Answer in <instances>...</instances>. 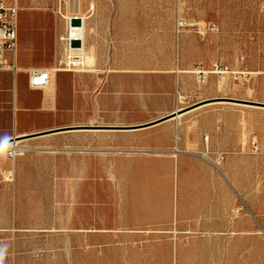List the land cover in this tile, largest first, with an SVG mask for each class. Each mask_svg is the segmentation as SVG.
<instances>
[{
  "label": "rangeland",
  "instance_id": "obj_1",
  "mask_svg": "<svg viewBox=\"0 0 264 264\" xmlns=\"http://www.w3.org/2000/svg\"><path fill=\"white\" fill-rule=\"evenodd\" d=\"M68 2L62 7L64 13ZM58 3L43 0L34 11L52 20L61 17ZM79 9L81 15H93L86 20L85 42L95 63L86 70L68 66L67 45L60 40L63 50L56 66L64 69L55 70L61 90L53 110L36 111V104H30L32 110L27 111L51 113L38 122L37 131L91 124L136 127L202 101L205 92L215 91L222 97L243 95L261 103L243 105L264 113V0H80ZM178 17L189 23L180 33ZM51 24L50 49L56 31ZM213 24L217 30H210ZM50 58L55 61V55L19 52L20 61L32 65ZM100 62L106 68H100ZM216 63L229 72L210 74L207 82H199L195 67L211 68ZM230 71H247L248 75L232 80ZM25 78L22 70L19 87L32 98L36 94L26 91ZM2 80L0 72V86ZM76 80L80 96L74 100ZM0 113H11L10 107ZM214 121L221 132L215 141L230 145L232 118ZM255 122L256 131L264 134V116ZM180 123L190 126L187 142L194 147L200 142L193 152L207 160L220 151L207 148L201 124L191 118H181ZM172 126V120L166 121L157 134L69 130L23 140L21 152L10 149L9 154L0 155V264H174L176 247L169 243L172 231L148 223L138 228L119 214L131 210L132 204L125 200V177L117 173L120 164L124 171L150 168L157 150L141 152L145 150L141 146L153 137L168 142ZM223 151L227 157L233 153ZM234 152L236 157H226L223 168L228 171L230 188L240 193L241 229L234 245L218 248L223 249L226 264H232V255L237 253L240 264H264V144L257 150L245 146ZM180 166L176 165L172 190L175 207L182 190ZM149 178L139 186L140 192L151 193ZM188 249L192 261L182 257V264L208 260V247Z\"/></svg>",
  "mask_w": 264,
  "mask_h": 264
},
{
  "label": "crops",
  "instance_id": "obj_2",
  "mask_svg": "<svg viewBox=\"0 0 264 264\" xmlns=\"http://www.w3.org/2000/svg\"><path fill=\"white\" fill-rule=\"evenodd\" d=\"M42 1L43 0H19L18 50L16 55V66L18 70L17 72L0 71L3 76L2 85L0 86V109L10 107L11 110V113H0V144L15 135H29L54 129L50 128L37 131L38 122L42 123L44 115L51 113H27V111L32 110L30 104H36L34 108L36 111L47 112L53 110V106L61 90L60 78L59 76L57 77L58 71L55 70L64 69L56 66V58L60 57L63 50L60 36L64 32L66 33L67 26L69 28L70 25H66V21L63 17L56 16L51 20L45 16L42 18L40 14H37L34 11V6L41 5ZM79 1L80 0H69L67 13L64 14L68 17H73V15L83 17L84 26L82 25V32L85 38L86 20L87 18L90 19L93 15L86 17L85 15L79 14ZM65 4L66 0H59L58 5L62 11V7L65 6ZM51 22H53L54 26L53 31L56 30L54 31L56 38L54 36L52 49H50L48 44L49 41H47L48 32L52 26ZM86 44L85 42V47L87 49ZM20 51H22V53L39 51L40 53L43 52L48 54V56L49 54L50 56L55 55V61H52L50 58L49 61L51 60V62L48 61L39 65L29 64L30 61H26L25 59L21 62L19 59ZM88 53L91 55L90 51H88ZM65 57H67V52ZM65 63L67 64L66 60ZM94 63L93 57V59L81 69L86 70L87 68H92ZM99 66L100 68H106V63L103 64L100 62ZM34 68L49 69L52 71V81L49 88L36 90L30 87L29 70ZM22 70L27 74V78L23 81L24 88L27 92L36 94V96L32 98L26 96L24 91L22 92L19 87L18 76ZM230 78L234 80L231 75ZM107 81L109 82V80ZM108 84L109 83H106V87ZM75 87L74 100L78 98L77 96H80V93H77V80ZM218 94V91L205 92L203 96L205 99L222 97ZM241 96L243 95L231 98L247 100ZM222 103L224 102L214 101L205 103L195 109L193 108L192 113H187L179 118H184V120L191 118L195 123L201 124L202 130L209 137L208 141H206L207 148L211 146V148L220 149V151H232L233 153L228 155L227 160L231 157H236L234 151L241 150L245 148V146L249 147V137L251 133H256L258 135L259 144L262 146L264 144V134L256 131L255 119L258 116H264V113L252 109L249 105L236 102H230V105H222ZM220 109H222V113H219ZM214 110L217 111V113H213ZM229 117L232 118L231 144H219L215 140L221 132L219 133L214 120L219 118L224 120L225 118L229 119ZM179 118H172V125L174 123L175 126H172L168 142L162 138L153 137L141 146L145 149L141 152H147V149L157 150V153H155L154 157L151 159L152 165L150 168L134 167L124 171L122 165H119L120 167L117 169L118 176L125 177L123 180L127 182L126 186L128 187L125 200L127 203L132 204L131 210L128 212L122 211L119 212V214L122 218L127 219V221L129 220L128 223L135 224L138 228H142L148 223L152 224L155 229L172 231V235L169 236V243L176 247L174 248V264H182L183 258L185 262L192 261L189 259L192 250L188 249V247L192 245L208 247V260L201 264H226L223 249L218 247L231 244L234 245L239 240L241 229L240 193L237 192L235 188H230L228 184L230 183V178L227 177L228 171H224L223 168V164L227 160L220 166L219 170L207 160L203 159L200 152H193L192 150L198 148L200 142L198 146L194 147L193 143L186 141V135L190 132V126L187 123H180ZM165 122L166 121L142 128L127 130H138L139 132L144 131L157 134L161 133V126ZM40 126L43 125L41 124ZM85 131H91V129H86ZM58 133L61 132L46 135ZM210 136H212L211 142H209ZM37 137L41 136L26 138L24 140ZM45 150L57 151V149L50 148ZM179 164L181 166L178 172V182L182 183V190L179 197L180 202L178 201V207H175L172 190L175 181V168L176 165L179 167ZM147 177H150L149 179L151 181L149 185L152 191L149 194H145L139 190V186L143 184L144 179H147ZM226 177L228 183L226 182ZM233 186L235 187L234 183ZM187 230L200 231L202 234L200 237H190L183 233ZM175 231L178 232L173 234ZM230 231H232L233 237H230ZM235 234L236 236H234ZM220 250H222V253H220ZM232 264H240L239 253H237L236 256L232 255Z\"/></svg>",
  "mask_w": 264,
  "mask_h": 264
},
{
  "label": "built area",
  "instance_id": "obj_3",
  "mask_svg": "<svg viewBox=\"0 0 264 264\" xmlns=\"http://www.w3.org/2000/svg\"><path fill=\"white\" fill-rule=\"evenodd\" d=\"M19 11L20 5L19 0H0V71H13L17 72L16 66V55L18 50V29H19ZM58 13L63 17L67 24L70 25V29L65 34L60 36V40L64 41L65 44L71 47V41L73 39L71 35V21L73 17L81 18L82 23L84 22L83 17L74 15L68 17L64 14L62 9L59 7ZM189 23L182 17H178L177 31L181 32L182 28L187 26ZM210 30H217L216 25H211ZM63 63V62H62ZM73 66L78 67L76 64ZM69 66V65H68ZM227 69V67H226ZM223 64H213L211 68H205L202 65L195 67L194 72L197 75V79L201 83H205L208 80L210 74H223L229 72L226 70ZM231 76L234 80H239L240 77H247V71H230ZM52 71L49 69H30L29 70V85L32 89L43 90L49 88L52 76ZM208 135L205 136V141H208ZM249 147L257 150L259 148V138L256 133H251L249 137ZM215 156H210L207 161L211 163L215 168L220 170V166L225 162L227 153L225 151L213 152ZM10 155H13L11 152Z\"/></svg>",
  "mask_w": 264,
  "mask_h": 264
},
{
  "label": "water",
  "instance_id": "obj_4",
  "mask_svg": "<svg viewBox=\"0 0 264 264\" xmlns=\"http://www.w3.org/2000/svg\"><path fill=\"white\" fill-rule=\"evenodd\" d=\"M82 23V19L81 18H77V17H73L71 24L72 26L78 27L80 25H76L78 23ZM76 30H72V41H71V47H81L82 46V41H80L78 38V36H75L74 34H76ZM214 101H228V102H236V103H248V104H253V105H257V104H261L258 103L256 101H250V100H243V99H236V98H231V97H217L214 99H205L202 101H199L197 103H194L192 105H189L187 107L175 110L165 116H162L160 118H157L155 120L149 121L147 123H144L142 125L139 126H114V125H74V126H67V127H57L54 129H50V130H46V131H41V132H37V133H33V134H29V135H15L10 137L9 139L5 140L3 143L0 144V147L4 148L6 146V144L10 141V140H24L26 138H32V137H36V136H42V135H46V134H51V133H56V132H64V131H69V130H86V129H91V130H95V129H134V128H142V127H146V126H150V125H154L160 122H163L165 120H168L170 118H175L177 117L179 114L184 113L188 110H191L193 108H196L198 106H201L205 103L208 102H214Z\"/></svg>",
  "mask_w": 264,
  "mask_h": 264
},
{
  "label": "bare ground",
  "instance_id": "obj_5",
  "mask_svg": "<svg viewBox=\"0 0 264 264\" xmlns=\"http://www.w3.org/2000/svg\"><path fill=\"white\" fill-rule=\"evenodd\" d=\"M74 16V15H73ZM76 25H80L78 27H75V26H71V33H72V30H76V34H74L75 36H78L79 40L82 41V46L81 47H70L68 44H67V57H65V60L67 62V65H72V64H76L78 65V67L80 68H83L88 62L91 61V59H93L92 56L89 55L86 47H85V41H84V33L82 32V25L83 23H78ZM84 26V25H83ZM84 28V27H83ZM70 29V26L68 28V31ZM84 31V30H83ZM59 69V68H58ZM62 69V68H61ZM79 70V69H78ZM84 70V69H82ZM193 110L189 111V112H184L182 114H179L176 118H179V117H182L184 115H186L187 113H192ZM180 119V118H179ZM171 119L169 120H165L167 122L171 121ZM23 141V140H10L6 146L4 148L0 147V155L6 153H8V151L10 149L13 150H17L19 149V152H21L23 150V148L19 147V144L20 142ZM9 154V153H8Z\"/></svg>",
  "mask_w": 264,
  "mask_h": 264
}]
</instances>
